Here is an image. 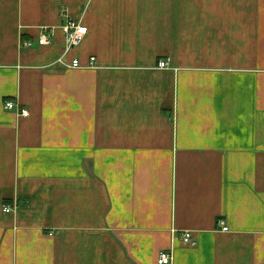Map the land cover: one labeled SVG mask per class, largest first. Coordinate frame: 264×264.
I'll return each mask as SVG.
<instances>
[{
	"label": "crops",
	"instance_id": "obj_1",
	"mask_svg": "<svg viewBox=\"0 0 264 264\" xmlns=\"http://www.w3.org/2000/svg\"><path fill=\"white\" fill-rule=\"evenodd\" d=\"M161 252L264 264V0H0V264Z\"/></svg>",
	"mask_w": 264,
	"mask_h": 264
},
{
	"label": "built area",
	"instance_id": "obj_2",
	"mask_svg": "<svg viewBox=\"0 0 264 264\" xmlns=\"http://www.w3.org/2000/svg\"><path fill=\"white\" fill-rule=\"evenodd\" d=\"M62 14L64 13L62 12ZM63 17H64V21L60 26V31L62 32L64 36V44H65L64 54L66 55L69 51H71L74 48H77L82 43L83 39L86 36L87 28L83 27L81 23L74 21L71 18H67L65 16ZM51 38H52L51 30L44 29L43 31H41V33L37 37L35 43L26 42L23 44V46L26 48H30L34 44L40 47L47 46L51 43ZM90 62L93 63L94 59L91 58ZM90 65L92 64L90 63ZM67 68L81 69L83 67L80 65L79 61L76 59V60L71 61L69 65H67ZM157 68L166 69L168 68V64L167 62L163 60L158 61ZM4 109L7 111H12L15 109V105L14 103L7 101L4 103ZM19 115L26 116L27 113L24 110H20ZM3 212L10 213L9 207H4ZM227 230L228 229L226 227L222 229L223 232H227ZM181 240L183 244L185 245H188V246L196 245L195 241L192 239L191 234L189 232L183 233ZM171 260H172V257L170 253L161 252L158 255L157 264H171Z\"/></svg>",
	"mask_w": 264,
	"mask_h": 264
}]
</instances>
